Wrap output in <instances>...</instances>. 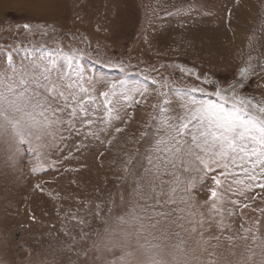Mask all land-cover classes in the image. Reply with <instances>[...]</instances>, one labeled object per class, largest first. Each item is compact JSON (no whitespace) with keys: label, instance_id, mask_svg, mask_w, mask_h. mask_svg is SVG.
<instances>
[{"label":"rangeland","instance_id":"374dc122","mask_svg":"<svg viewBox=\"0 0 264 264\" xmlns=\"http://www.w3.org/2000/svg\"><path fill=\"white\" fill-rule=\"evenodd\" d=\"M41 73L95 97L92 123L77 118L31 144L0 131V264H123L136 238L120 218L144 204L138 184L161 102L178 115L186 93L216 99L217 86L238 81L227 96L264 104V0H0V85ZM120 81L109 119L99 94ZM178 174L194 187L180 184L156 232L186 241L187 264H264L260 241L242 238L244 229L264 238V189L227 192L222 230L205 203L212 180Z\"/></svg>","mask_w":264,"mask_h":264},{"label":"snow or ice","instance_id":"6c2138e0","mask_svg":"<svg viewBox=\"0 0 264 264\" xmlns=\"http://www.w3.org/2000/svg\"><path fill=\"white\" fill-rule=\"evenodd\" d=\"M24 27L28 29L30 26L25 24ZM44 59L54 63L52 53ZM68 59L71 68V58ZM245 71L241 69V76ZM236 83L238 81L227 89L217 86L215 92L209 94L216 99L197 100L186 93L178 115L173 113L169 100L161 102L154 117L156 132L146 157L147 167L141 177L143 183L138 184L144 204L141 212L131 214L129 219L120 218L121 223L133 225L134 232L126 235L136 238V248L122 255L123 264H187L184 259L186 241L181 238L171 243L166 231L156 232L161 221L166 222L174 215L163 209L173 203L171 197L180 184L187 185L183 189L186 194L194 187L192 179H184L178 173L191 175L195 172L201 181L212 180L213 186L208 190L210 195L205 203L210 216L221 217L218 227L222 230L228 227L223 223L227 192L243 193L255 187L264 189V104L250 99L245 101L235 95L227 96L226 92L231 91ZM120 89H125L122 81L109 84L107 90L99 94L104 99L106 118H115L113 100L124 95ZM190 91L204 92V89ZM81 93H85L83 88L77 91L71 83L59 85L43 73L39 77L33 75L31 79L25 76L15 81L8 79L0 85V131L10 129L19 143L31 144L32 137L39 140L41 135H53L57 126L67 124L69 129H75L77 118L82 125L91 124L88 105L95 101V97L87 93L82 96ZM184 202L188 215L195 217L188 201ZM230 202L233 205L239 203ZM199 215V220L187 221L191 232L203 227L204 215ZM178 227L183 228V225ZM243 231L245 241L250 235L253 243L260 241L264 246V238L252 229ZM175 235L179 237V233ZM227 239L231 242L236 238L229 236ZM210 264L214 262L210 261Z\"/></svg>","mask_w":264,"mask_h":264},{"label":"bare ground","instance_id":"6f19581e","mask_svg":"<svg viewBox=\"0 0 264 264\" xmlns=\"http://www.w3.org/2000/svg\"><path fill=\"white\" fill-rule=\"evenodd\" d=\"M43 1H45V0H43ZM42 3V2H41Z\"/></svg>","mask_w":264,"mask_h":264}]
</instances>
